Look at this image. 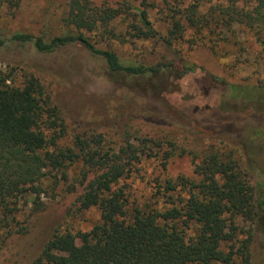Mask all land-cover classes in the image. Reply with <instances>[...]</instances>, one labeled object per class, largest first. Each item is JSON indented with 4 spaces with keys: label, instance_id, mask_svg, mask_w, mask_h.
Instances as JSON below:
<instances>
[{
    "label": "trees",
    "instance_id": "1",
    "mask_svg": "<svg viewBox=\"0 0 264 264\" xmlns=\"http://www.w3.org/2000/svg\"><path fill=\"white\" fill-rule=\"evenodd\" d=\"M5 2L0 0V17ZM154 9L166 22L165 33L151 19ZM63 13L77 33L46 36L0 28V50L30 46L53 54L77 44L102 61L116 87L101 95L100 110L85 112V122L113 117L108 127L119 139L109 141L104 131H71L69 121L82 123L73 115L78 111L54 98L39 74L25 70V61H17L20 76L0 67V261L11 239L32 232L30 217L46 207L43 195L54 197L64 187L76 195L69 214L95 208L100 216L87 231L59 223L29 264H264L254 261L253 251L257 238L264 250V186L254 182L235 148L212 144L196 154V178L155 176L145 200L127 181L147 158L159 159L166 171L172 157L187 152L165 137L136 130L135 122L177 126L198 143L207 136L152 102L159 85L153 78L161 75L165 83L167 74L172 86L185 79L197 92L209 84L210 95L222 83L227 89L221 99L244 95L264 110V85L230 83L190 61L183 49L206 45L217 56L241 57L252 38L264 52V0H124L117 6L67 0ZM152 38L160 48L154 62L119 51ZM255 105L256 116H263Z\"/></svg>",
    "mask_w": 264,
    "mask_h": 264
},
{
    "label": "rangeland",
    "instance_id": "2",
    "mask_svg": "<svg viewBox=\"0 0 264 264\" xmlns=\"http://www.w3.org/2000/svg\"><path fill=\"white\" fill-rule=\"evenodd\" d=\"M5 1L2 17H0L2 29L23 30L46 36L64 32L77 33L76 28L69 26L65 19L63 20L67 0H20L18 7H12L9 0ZM92 1L97 5L117 6L124 0ZM159 2L160 0H157V3ZM151 16L156 28L165 33L166 22L161 19L162 14L158 12V9L151 11ZM248 45L247 55L241 57L223 52L217 56L206 45L186 51L187 44H184L183 49L190 61L230 83L264 85V52L261 45L255 43L252 38ZM159 49L156 38L138 40L119 47L123 55L135 56L146 62L157 60ZM20 60L25 61L23 63L25 66H29L25 70L39 74L54 98L56 96L63 101V105L70 111H78V114L73 115L82 120L80 121L82 123L69 121L71 131H104L108 134L109 141H118L119 135L113 128L108 127L109 124H113V117L104 115L97 122H85L89 118L85 116V112L93 108L100 110V103L103 102L101 95L105 96L116 87V84L109 79L107 68L102 61L77 44L60 49L53 54L39 53L30 46L0 50V67L7 71L13 69L19 76L22 71L17 61ZM39 67L45 70L37 69ZM162 75L165 74L162 73ZM61 76L69 81L60 82ZM160 76L153 78L159 85L152 90V102L175 121L198 128L207 136L204 141L198 143L193 141L189 133L187 134L177 126L156 127L135 122L136 130L141 128L143 132H148L155 137H165L176 145L187 148L184 155H175L170 159L166 171L162 170L160 160L155 157L147 158L136 165L127 179L135 189V195L140 200L147 199L152 193L153 179L158 175L163 176L164 173L169 176L185 175L196 178L195 162L200 159L195 155L201 156L202 151L212 144L222 150L229 151L235 148L236 158L241 159L243 165L252 172L254 182L264 186V115L256 116L257 111L252 108L255 104L247 102L244 95L230 98L228 101L221 99L227 89L222 83L218 85L216 93L210 95L209 84L204 86V90L197 92L195 89L197 85L194 86L185 79L177 80V85L172 86L170 76L165 75L167 77L165 83ZM255 106L257 110L264 112L261 110L263 104ZM221 140L225 143H221ZM75 196V193H66L64 187H59L54 197L44 194L42 201L46 204L45 209L30 217L32 232L25 238L11 239L4 250L0 264H29L34 259V254L40 252L42 245L59 223L71 227L73 231L90 230L100 216L99 211L93 208L75 214L72 210L69 214ZM253 251L254 261L262 262L264 250L259 238L254 244Z\"/></svg>",
    "mask_w": 264,
    "mask_h": 264
}]
</instances>
